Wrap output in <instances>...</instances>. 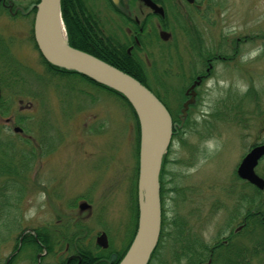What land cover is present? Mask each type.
I'll list each match as a JSON object with an SVG mask.
<instances>
[{
	"label": "rangeland",
	"instance_id": "374dc122",
	"mask_svg": "<svg viewBox=\"0 0 264 264\" xmlns=\"http://www.w3.org/2000/svg\"><path fill=\"white\" fill-rule=\"evenodd\" d=\"M3 1L0 264H5L19 235L28 228L41 230L49 245L52 234L59 237L54 252L44 259L46 264H54L56 259L61 263L68 246L67 255L77 252L80 244L96 248V237L103 230L110 245L120 251L135 227L132 203L139 165L137 119L116 94L81 77L65 79L50 72L33 36L35 13L16 17L10 13L11 5L25 8L36 0ZM161 2L167 9L172 36L163 42L159 29L154 28L159 20L151 17L147 23L153 28L144 37L151 52L148 48L142 51L148 63L157 67L146 68L138 53L133 62L128 61L140 66L175 115H183L182 126L167 152L166 214L168 221L174 214L187 221L185 234L190 235L183 243L199 236L210 248L229 236L250 209L264 213V191L247 204L252 187L235 175L244 155L264 140V0H197V5L185 0ZM87 3L105 18L108 29L118 32L120 41L127 40L128 26L137 29L115 13L110 0ZM132 4L133 16L143 19L150 11L144 8L142 15L138 2ZM107 14L113 16V22L107 20ZM244 34L246 45L242 44L231 61H217L215 74L193 88L199 95L184 113V92L202 66L205 69L208 65L204 55L225 52L232 56L235 39ZM16 125L24 131L16 132ZM257 172L264 177V158ZM175 184L186 188L185 195L171 190ZM83 200L92 208L81 211ZM261 226H244L235 236L232 250L237 252L242 246L253 249L247 251L245 264L246 260L264 264L263 246L254 251L257 242H264ZM74 233V242H79L75 246L71 241ZM177 238L170 234L161 241L152 264H188L196 258L183 254ZM27 247L25 244L16 264H35ZM232 250L226 253L219 249L223 252L219 256L215 253L216 264H227ZM208 257L206 250L202 258Z\"/></svg>",
	"mask_w": 264,
	"mask_h": 264
},
{
	"label": "water",
	"instance_id": "95a60500",
	"mask_svg": "<svg viewBox=\"0 0 264 264\" xmlns=\"http://www.w3.org/2000/svg\"><path fill=\"white\" fill-rule=\"evenodd\" d=\"M62 0H40L36 4L35 37L43 56L51 63L73 68L97 82L125 95L135 108L142 127V154L139 179V225L134 240L120 264H148L157 247L162 232V200L160 173L164 155L172 141L174 123L162 100L134 75L91 53L60 40L54 35L52 22L56 9L61 11ZM116 3L119 0H114ZM156 12L165 14L164 7L153 0H144ZM194 2V0H189ZM163 31L162 36L168 38ZM1 98V90H0ZM21 131L20 127H15ZM148 140L145 150V142ZM264 155V143L255 146L239 166L241 177L264 188V178L255 167ZM90 207L82 202L80 208ZM242 228L240 226L238 229ZM237 229V230H238ZM106 233L98 237V243L107 246ZM201 264H212V258Z\"/></svg>",
	"mask_w": 264,
	"mask_h": 264
},
{
	"label": "trees",
	"instance_id": "16d2710c",
	"mask_svg": "<svg viewBox=\"0 0 264 264\" xmlns=\"http://www.w3.org/2000/svg\"><path fill=\"white\" fill-rule=\"evenodd\" d=\"M62 10H63V17L69 32L70 43L72 45L82 50L88 51L98 57H101L106 61L120 67L121 69L134 74V76L139 78L144 83H148L144 75H136L129 67L130 64L129 61L127 60H129L130 58H125L129 56L125 51V46L123 43L114 44L115 42L113 43L111 36H107L106 39H101L99 35H103V33L100 31V24L98 17L95 15L96 13L92 9V7L88 5L87 0H62ZM73 22H75L77 26L81 29L82 34H79L78 32L74 31ZM103 46H105V48ZM118 57L121 58L122 61H120ZM48 64L52 69L56 71H60L61 73L79 74V75H61L62 77H67V78L71 76L82 77L88 80V82L92 84L94 83L99 87L106 89L116 94L117 96L121 97L127 103V105H129V107L132 109L133 115H135V118L137 119V125H138L137 148H138V154L140 153V146H141L140 121L135 109L133 108L129 100L122 93L118 92L117 90L111 87H108L97 81H94L90 77L83 75L75 70L58 69L56 66L50 63ZM19 80L20 78L17 79L18 82ZM175 130H176L175 135H177L179 128H175ZM168 161H169L168 155H166L164 158V163L161 173V194H162V200L164 206L162 241L168 235L174 234L176 238L178 237L177 239L180 240L179 243L181 244L182 249H184L183 254H191L193 257H196L195 259L191 260V262L188 264H197L199 261L203 260L202 256L204 254V251L209 250L208 245L199 236L198 237L195 236L193 239L187 240L185 243H183L184 237L190 235V233L189 235L185 234L186 232L185 225H187V221L176 218L175 214L173 215V217H171L169 221L167 218L165 203H166V194H167L166 177L168 174L166 166L168 164ZM138 170L139 167L137 169L136 180L133 183V199L135 202V231L137 229L138 217H139V208H138V199H137V182H138V174H139ZM171 190L176 194L181 193L182 196L185 195L186 193V188L181 187L178 184H175ZM261 194L262 191H260L258 188L253 187L250 196L246 199L247 204H248V199L250 204H252L253 201L257 200ZM247 217H248L247 219L248 226L251 224L261 223L262 225L261 227H264L263 225L264 223L262 222V214L258 213V211H253V209H250L248 211ZM171 226L175 227L172 232L169 230ZM230 239H231L230 243L228 245L223 246L225 248L223 251H225L226 253L232 250L233 246L236 245L237 240L233 239L232 237ZM257 243H258L257 246L256 245L254 246L255 252H259L260 245L264 246L263 242H257ZM161 245L162 244L160 243V246ZM160 246H158L157 250L154 252L151 263L153 262V259H155L157 255V251L159 250ZM223 247L221 249H223ZM49 248L51 249V247ZM252 250H248L246 246H242L240 250H237V252L233 249L229 254V257H227L226 259L227 264H245L244 258L247 256V251H252ZM82 251L90 256H94V253L88 248H84ZM222 252L219 253L218 251V254H221ZM124 253L125 251L121 252V255L123 256ZM119 261L114 262V264H119ZM250 263L251 262L249 260H246V264H250Z\"/></svg>",
	"mask_w": 264,
	"mask_h": 264
},
{
	"label": "flooded vegetation",
	"instance_id": "af4514ba",
	"mask_svg": "<svg viewBox=\"0 0 264 264\" xmlns=\"http://www.w3.org/2000/svg\"><path fill=\"white\" fill-rule=\"evenodd\" d=\"M138 2L139 5V10L141 12V14H145L144 12V8H148L146 6V4L143 1L140 0H136ZM156 2H158L159 4L164 5L161 0H155ZM132 1L131 0H120L119 3L117 4V8L120 7H126L128 9V11L125 13L127 14V16H125L126 22L130 25L133 24L134 27H137V29L132 30L131 25L128 26V36H127V40L126 44L127 47L125 49L126 53L128 54L129 57H125V58H130L129 60L131 62H133L132 58H136L138 57V55H136L137 53L139 54V59H141L142 61V65H145L146 68L152 69L153 67H157L154 63H148L149 59H147V57H144L142 55V51L146 50L148 48V50L151 52V49L146 45L145 43V35L147 32H149V30L152 27V25L148 24V20L151 17H156L158 18V22H157V27H154L156 30L159 29V31H162L163 29L168 30L169 31V27L167 26V22H168V13H167V9H166V15L164 17L160 16L159 14L154 13L150 8V11L148 12V14H145L144 18L141 19L138 15H134L133 16V10L129 9L132 6ZM192 5H197L196 3H193ZM124 14V15H125ZM130 17L132 18V20H129ZM103 35H99L101 37V39H106V29H101ZM116 33H118L117 31H114ZM226 37V35H223ZM129 37V39H128ZM227 39V37H226ZM228 40V39H227ZM229 42V41H228ZM235 51L234 54L231 55H227L228 53H224V52H211V55H204L205 56V62L208 61V65L205 67L202 66V69L199 70V72L196 74L198 75L195 79H194V83L189 87V89H187L186 92H184V100L182 101L183 104V109L186 108L188 109L196 100V98L199 95V92L197 90H193V88L195 89L196 87H199L203 84L204 79H206L207 76L209 75H214L215 72H213L214 68L216 67V63L217 61H231L232 59H234L235 55H237L240 52V48L243 44V46L246 45V34H244L241 37H237L235 39ZM105 48V46H103ZM118 59L120 61H122L121 58L118 57ZM147 60V61H146ZM128 61V60H127ZM147 63L149 65H152L151 67L146 66ZM132 71L136 74V75H144L143 72L139 69L140 66H136V65H130L129 66ZM194 75V74H192ZM190 84V83H189ZM188 84V85H189ZM187 88V87H185ZM187 97V98H186ZM47 229V228H46ZM48 231L50 229H47ZM41 234H43L42 231L36 230V229H26L25 231H23L18 239H17V243L15 244V249L13 250V252L8 256L7 260L5 261V264H16L18 262H20L21 260V254L20 252L23 250V247L26 244V247L29 249L30 248V260L32 261V256L35 259V264H46L44 263V259L47 256V254H49L48 249H47V243L45 241L42 240ZM225 239V238H224ZM223 241H226L224 240ZM69 247H67L66 249V254L64 255L65 259L63 260V263H59L57 262L58 259H56V262L54 264H114V262L119 261L120 260V253L117 252H112V250L110 248H95V252L98 254L94 255V256H90L88 254H86L83 251H78L77 253L73 252L70 253L69 255H67V251L69 250ZM94 249V248H92ZM110 249V250H109ZM43 250V251H42ZM109 250V251H108ZM45 252V253H44ZM94 252V250H93ZM64 254V253H63ZM117 255L116 258L113 259V256ZM95 258V259H94Z\"/></svg>",
	"mask_w": 264,
	"mask_h": 264
},
{
	"label": "bare ground",
	"instance_id": "6f19581e",
	"mask_svg": "<svg viewBox=\"0 0 264 264\" xmlns=\"http://www.w3.org/2000/svg\"><path fill=\"white\" fill-rule=\"evenodd\" d=\"M73 26H74V31L78 32L79 34H82L81 29L77 26L75 22H73ZM52 27L54 31L53 33L56 36V38L60 40H65L67 38L66 31H65V25H64L62 16L59 12V9H56L54 13ZM147 142L148 140L145 142V150H146Z\"/></svg>",
	"mask_w": 264,
	"mask_h": 264
}]
</instances>
